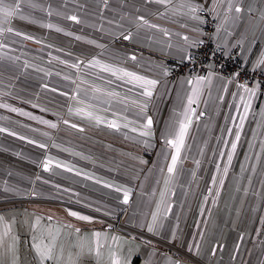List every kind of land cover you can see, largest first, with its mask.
Listing matches in <instances>:
<instances>
[{
	"label": "crops",
	"instance_id": "1",
	"mask_svg": "<svg viewBox=\"0 0 264 264\" xmlns=\"http://www.w3.org/2000/svg\"><path fill=\"white\" fill-rule=\"evenodd\" d=\"M50 1L75 2L74 5L77 6V0H34V2L42 5L45 11H41L39 8L32 9L27 7V4H25L22 11L23 15L28 17V19H20L19 16H17L12 19L11 25H5V27L11 26L14 29V32L4 33L2 38L0 37V43L7 45V47L1 51L7 52L8 54H11V56H18L20 59L15 63L10 61L11 66L9 67V72L4 69L5 66L2 64L4 62L3 59H0V104H9L12 107L22 109L23 111L30 112L31 114L35 108L33 107L34 99L36 102H40V104L37 105L50 104L56 108L57 106L53 105L54 103L51 102L55 99L50 100V98H48L49 95L46 93L53 89H49L50 87L48 86V79L51 75H53L56 79H61V82L63 83V86L55 87V89H57L56 92L52 91L53 95L56 96V101L58 100L61 104L63 119L67 117L79 118V120H81L80 123L83 126L88 124L94 129H97V127H104L103 130L111 131L114 133L113 136L117 137L116 140L114 139L115 141L105 139L103 149L88 147L90 144H103L102 142H98L100 139H94L96 137H75L73 142H71L73 147H66L65 149H67V151L63 148L62 150H64V152H60L56 157H51L53 163L50 169L48 171L43 170V173H38L41 181L51 183L53 181L51 179H55L56 182H54L53 185H50L51 187L46 188L44 192H41L40 195H30L29 198L31 199H24L21 202H24V204H27L29 207L30 205L33 206V204H37V201L47 203L50 201L70 207V210L72 209V211H80L82 213H87L90 216H98L94 218V222L91 224L85 221H79L68 215L66 218H54L52 223L55 225L56 222L59 221L61 224H72L76 227H81L89 236V240L85 243L90 242L92 231H103L107 233L109 237L108 244L111 245V247L102 249L103 255L101 264H111L110 252H117L122 255L128 248L138 250L139 258L135 261V264H145V261H150V264H167L168 258L179 260L181 261V264H190L186 262L187 258H191L190 256L196 257L204 264H264V224H261V219H264V202H261V204L259 203V206H257L255 202H248V200L245 199V203L241 205L239 204L238 208L242 213L245 211V217L240 220V223H233L234 230L232 231L231 236H225L224 233L221 235V230L218 229L217 224H211L212 215H214V204L210 202V199L212 201L213 198L210 196L206 203L204 201V196L207 195V190L210 186H203V184H205L203 183L204 179L207 176L212 178V176L216 174L215 165L217 163H220L222 168L224 164L227 163L226 156L221 159L219 157V152L221 150H224L225 152L229 151L230 144L227 148H225L222 143V139L232 140L235 137V130L230 137L227 135L226 131L224 133L221 131L222 129L226 130L228 127L233 126L230 117L235 115L236 111L234 106L230 108L229 105H234L230 93L235 91V89L229 86V93L224 94L225 98L221 103L216 99L218 95L217 89L220 87V82L214 81L211 89V97L208 95H204L202 97V101H207V104L202 102L198 105H194L197 109V114L200 111H205L206 115L201 117L199 120H195L194 118V123L189 130V136L186 138V147L181 152L180 162H184V160H187L188 162L199 160L201 163L199 168H195V172L196 176H202V180L201 185H189L184 187L180 184L181 180L193 176L192 174H187V171H190L189 168H186L183 165L182 170H180V164H178L177 171L175 173V177H177L178 180L175 179L174 184L171 186V189L174 191L173 201L175 203L172 205L171 209H173L176 215L174 220L175 225H177L178 239L173 240L172 232H169L166 229H160L159 234L148 233L146 228H142L141 225L147 220H150L151 212L156 210V203L161 199L160 192L164 191L163 180L168 175L166 165L170 163V155L173 151L164 145L161 134L173 119L172 114L174 110L177 112L182 111V101L185 93L189 89L187 85L181 86L180 80L189 76V74H181L174 80L168 81L167 89L163 87L164 82H162L161 86H158V92L154 95V98L151 100L147 110V115H150L153 118L154 131L153 136L149 138L150 143L153 145L151 148H145L141 143H138L135 140L126 139L125 134L130 137L136 136L137 139L140 140L145 139L139 137L138 133L131 132L130 128L121 127L119 130L110 129L106 126V124L97 126L84 117H75V115L69 116L68 108H75L79 106L70 99V96L75 95L73 94L75 93L74 90L69 86L70 83V85L73 86L72 81L74 80V77L69 76L70 79L65 80L64 76H66L67 73L62 71V68L57 67L55 69L52 65L53 63L49 64L51 59L48 58L49 54L47 51V45L52 43L50 41L53 40L54 43L52 44L56 43L55 46H58L60 52H62L63 49L60 48L59 43H70L71 41L70 39H64L63 37L62 40H59L58 37L54 35L57 33L56 30L50 31L49 28L44 27L43 25L51 23L64 29V33L66 34L71 32V36L75 34L80 36V33L77 28L78 23L69 21L72 23V25H70L61 21L66 16L70 15L68 13L69 9L59 6L56 3L50 5ZM240 1H243V9L252 8L253 17L250 18L247 16L243 22L237 20L235 25H227L226 27L232 35L226 37V39L230 43H235L238 39H242L244 41L243 49L246 51L242 50L240 47V56L245 66L248 65L252 67V63L257 59L260 52L264 50V33L261 31V29L264 28V21L260 20V13L264 12V0ZM180 2L181 0H173L174 4H178ZM192 2L200 3L201 0H192ZM203 3L211 7V0H203ZM49 6H51L54 10L51 18H49L50 16L48 17L47 14V8ZM164 11L165 9L163 7L158 8V10L155 11L152 17L148 20L150 21L154 18L156 20L154 24L167 29L172 34L170 40L168 37H165L161 32L155 29H150L152 31H144L148 37H146L144 33L138 35L140 38L146 39L144 42L145 46L151 48V53H149V55H145L148 59H143L144 61L141 60V62L145 65L138 73L158 79L159 76L155 74L156 72L152 69V71L149 70V67H152L151 64H156L163 60L180 62L182 55L181 48L184 45L181 37L183 35H195V33L190 31V28L193 27V22L190 19L179 13L173 14L171 12H168L165 16L161 17L159 13ZM56 12L61 13V15H56ZM73 12L74 11H72L71 14ZM150 22L153 23L152 21ZM59 24H63L65 27H62ZM184 24H187L188 27H182ZM15 31L31 35L34 39H23V41H21V38L23 37L15 36ZM46 32H48V35L50 32L51 40L46 41L44 39V34ZM220 38L221 40L225 39L223 30L220 34ZM36 40H39L40 43H36ZM214 42L216 43L215 39ZM159 43L165 45V49L164 52L161 53V57L155 53L158 52L156 51V45ZM168 43H171V48L167 46ZM121 58L123 61L122 63L115 60H110L109 63H117L121 67L136 71L135 66L137 67L139 64V60L133 62L128 60L126 57L122 56ZM25 60H27L30 65H35L36 68L44 69L45 72L37 71L36 68L33 67L25 69L23 67V62ZM245 60L247 62H245ZM53 62L58 63L57 60ZM50 66L53 67L51 71L49 69ZM69 68L70 67H68V69ZM46 72L51 73V75H46ZM57 73H59V75H57ZM19 79H22L24 83H17ZM104 79V85L106 84L109 89L111 86L114 91L120 94L121 98H125L124 93L129 95V98L126 97L128 102L127 106L124 103L113 100L112 107L109 111L99 112L98 114L111 120L114 119L111 114H120L121 111L125 113V115H122L126 116L128 120L135 121L137 124L143 122L142 118L136 115L139 109L136 106H130L132 100H140L142 102V98L137 95L139 89H132L130 85L123 84L122 82L115 80V78H112L113 83L109 85L106 83L107 76ZM65 81H70L67 89H65L64 86ZM35 82H37L39 86H34ZM45 84H47V88L43 87ZM87 89V95H85V90L81 89L83 93L81 91L80 93L85 95V97H78L79 99L86 101L92 96L89 86H87ZM60 93H67L68 95H61ZM44 98L49 100H45ZM94 102L98 103V101L96 102L95 100ZM40 108L43 109V106L41 105ZM261 108H264V93L262 92L258 93L257 97L252 102V107L241 132V140L238 142L237 151L234 154L229 170L233 167L241 169V165L243 164L245 171L241 174V177L248 178V181L250 178L251 183H247V186L253 194L262 193L261 199H264V189L261 187L262 182H264V152L261 151L260 147L261 141H264V117L260 114ZM41 109H39L38 112L42 113L43 111L41 112ZM242 112L243 109L241 108V114ZM226 117L229 118L227 121ZM16 119H20L25 123L28 122L29 126L33 123L31 118L28 116H23L19 112H12L9 108L0 107V128L8 129V132H0V147L2 146L1 148L4 152L3 158L8 161V171L11 170V166L15 167V163L12 162L16 159L15 147L18 144V141L20 144H22V142L27 144L29 143L28 141L31 140V138L27 137L22 140L19 138L20 136L18 137L16 135L14 136L9 134V132L12 131V125H9V123L14 122L13 120ZM237 123H239L238 120ZM62 124L71 128L70 125H65L64 123ZM84 129L83 133H91L88 132L90 129ZM74 130L79 131L78 129ZM22 133L23 135H26L25 130ZM253 133H255V137L253 136ZM218 137H222V139L218 141ZM250 143L253 145L251 149L249 148ZM58 144L63 146L60 142ZM123 144L135 147L137 164L140 153H145V151L151 154V156H162L165 160V169L161 173V177L157 185L149 187L148 191H145L149 193L147 202L141 200V198L137 195H130L129 203L125 205L121 200L123 199L122 192L118 193L115 191V188L105 187V184H112L115 187L127 188L134 186V184L131 186L126 182L128 180V170L127 168L123 169L122 167L124 166V156L119 152L114 151V148H112V145ZM85 148L89 150L91 148L92 150L91 152H85L83 150ZM201 149H203V155L200 154ZM246 155L249 157L248 160H245ZM257 155L260 157L259 160L256 159ZM47 158H49V156H46L43 161ZM57 162H62L63 164L72 167L73 171L68 172L63 167H56ZM213 162L214 165L211 173L209 174V166L210 163ZM253 165L256 168L254 173L251 170ZM76 172H80L81 175H76ZM153 172L154 171L151 173ZM85 174L91 176L92 179L85 178ZM229 175L230 174L228 173L227 177ZM81 177H84L85 180L83 181ZM139 177H141V175H139ZM91 180H94L96 184L91 183L89 187L86 182ZM97 181L100 182L97 183ZM57 185L59 187H56ZM85 189H90L91 192L96 190L102 193L100 195L101 201L96 203L92 202L88 196L81 193L82 191H84V193H89L85 191ZM170 193L167 194L168 202H170ZM222 197L223 191L221 190V194L217 200L222 199ZM237 200L238 198L235 197L234 201ZM246 201L248 203H246ZM3 203L15 205L18 202H15L14 204L13 201H0V215L5 216L7 219H11L13 217L16 219V224L13 225V232L19 236V264H37L34 258V253L30 247L32 243L30 224L25 223L26 220L29 222L33 221L35 216L25 218L11 216L13 210L7 211L9 210L7 208H11L12 205H3ZM201 204L204 205L205 211L203 214L206 213V215L203 216L202 214V218L197 220V210H199ZM232 205L233 204L229 205L231 209ZM88 208H99L101 211L99 215H96L94 211ZM129 210H133L131 216L130 213H125V211ZM22 213L24 214L26 212ZM47 223V219L42 218L41 227L46 226ZM127 228L138 231L139 233L130 232ZM62 231L63 235L61 240L66 243L68 230L63 229ZM0 232H2V227H0ZM200 232L203 233V240L200 241L199 255H197L194 248L192 250L189 249V245H192L194 241L200 240L198 235ZM242 234L243 240H241ZM113 236L120 237L121 239L113 242L111 240V237ZM144 240L151 241V244L142 243ZM213 244H215V247L217 245L220 247L217 248L215 256L212 255L209 257L207 253ZM237 245H239L238 251L236 250ZM0 264H11V257L0 255ZM63 264H70L67 251L65 253ZM77 264H97V259L94 255L89 256L85 254L79 258Z\"/></svg>",
	"mask_w": 264,
	"mask_h": 264
},
{
	"label": "snow or ice",
	"instance_id": "2",
	"mask_svg": "<svg viewBox=\"0 0 264 264\" xmlns=\"http://www.w3.org/2000/svg\"><path fill=\"white\" fill-rule=\"evenodd\" d=\"M146 3H156L162 6L165 11L159 13L161 17L165 16L168 12L173 14L179 13L184 17H187L193 22V27L190 28V31L195 33L194 36L183 35L181 39L184 42L183 47L181 48V62L187 61L190 64H195L196 62V52L193 50H199L202 47L206 46V40L203 38L206 33L203 30V25L207 23L205 15H211L214 21H218L215 25L214 35H209L208 39H215L216 44L215 48L208 53L209 58H214L217 54L222 57H227L231 59L233 57L232 49L241 47L243 49L244 41L242 39L236 40L235 43H230L226 37L231 36L232 33L228 31L227 25H235L236 21L240 19L241 13L243 11V6L240 0H211V7L203 3L201 0L200 3H194L192 0H181L180 3L174 4L173 0H145ZM103 7L108 8V0H102ZM27 4V7L32 9L39 8L41 11H45L42 5L34 2V0H0V36L4 33H13L14 29L11 26L5 27V25H11L12 19L19 16L20 19H28V17L23 15V7ZM53 9L51 6L47 8V14L49 16L53 15ZM139 11V9H137ZM252 8L248 9L249 14L252 13ZM56 15H61V13L56 12ZM68 20L80 23V19L77 15H68L65 17ZM260 20L264 21V12L260 13ZM35 22V21H32ZM133 23L137 29V32L140 29H155L161 32L165 37L171 38V33L165 29L161 28L159 25L151 23L145 16L138 15L133 18ZM49 29L55 28L57 32H63L64 29L53 25L51 23L43 25ZM182 27H188L187 24L182 25ZM224 32L225 39L221 40L220 34ZM264 33V28L261 29ZM15 36H22L24 40H33L34 37L28 34L21 33L20 31H15ZM67 35L71 36L72 33L69 32ZM179 35V34H177ZM121 36L124 40H132L134 33L129 30L126 33H121ZM76 40H81V36H76ZM36 43H40L39 40H36ZM89 44H95V41L89 40ZM171 48V43L167 45ZM7 45L0 43V50H3ZM51 47V45H49ZM97 47L105 48V45L98 44ZM0 59H7L13 63L17 62L20 58L18 56L8 55L7 52L0 51ZM53 60H59L60 64L66 65L72 69H75L79 74L81 69H98L99 72H92L91 75L96 76L97 78L101 77V74H107L106 83L112 84L113 79L122 82L123 84L130 85L132 89H139L137 95L142 98L140 100H132L131 103L135 105L139 111L136 113L138 117L142 118L143 122L136 123L135 121L128 120L126 117L124 123L118 122V119H106L105 116L98 114L99 112H107L112 107V101L117 100L120 103H124L127 106V98H121L120 94L114 90L109 91L97 87L95 84L89 85L91 89L92 96L91 99L98 101L99 104L107 105V107L100 108L97 104L86 103L85 100L79 99L80 96V84L76 80H73V84L76 85L75 95L70 96V99L73 100L78 107H69L68 114L75 115L78 117H84L88 121L94 123L95 125L106 124L110 129L119 130L121 127L130 128V131L133 133H138L139 137L145 139H137L136 136H127L126 139L135 140L138 143H141L145 148L153 147L150 143V139L153 136V118L150 115H147V110L151 100L154 98V95L158 92V86L162 85V80L158 78H151L146 75H141L136 71L129 70L125 67L119 66L117 63H108L103 62L101 59L92 57L85 60L77 59L75 62L69 63L66 60H62L59 57L53 56ZM128 60L133 62L137 61V56L135 54L127 57ZM123 61H121L122 63ZM245 62H247L245 60ZM23 67L25 69L29 67L36 68L35 65H30L27 60L23 62ZM160 77L163 78L164 83L163 87L167 89V78L172 74V69L167 65L160 63L156 65ZM258 69L264 71V50H262L257 57V59L252 63V72H256ZM37 71L45 72L44 69L36 68ZM151 70V66L149 67ZM206 74L204 75H191L180 80L181 86L187 85L188 91L185 93L184 99L182 101V111L173 112V119L166 126V129L161 134L162 141L164 145L172 149L170 155V163L166 165L167 176L164 178V191L160 192V201L156 203V210L151 212L150 220H147L141 225L142 228H146L148 233L159 234L161 228L164 227V219L171 211L172 205L167 200V194L171 192V186L175 182V173L177 171L178 162L181 161V152L186 147V138L189 136V130L192 127L195 120H199L201 117L206 115L205 111H200L197 114V109L193 105H198L200 103L207 104V101H202L204 95L211 97V89L213 87L214 81L220 82V87L217 89L218 95L216 99L221 103L224 101V94L229 93V86L235 89L230 94L234 105H229V107H235L236 114L230 117L232 127H228L226 130L222 129V133L226 131L227 135L230 137L235 130V137L232 140L222 139L218 137V141L222 139V143L225 148L230 144V150L225 152L221 150L219 152V157L223 159L226 156L227 163L224 164L223 168L220 163L215 165L216 174L211 178V185L207 190V195L204 196L205 203L209 200V197H213L211 203L216 204L217 198L221 194V189H223L225 184V177L229 173V166L232 164L234 154L237 151L238 142L241 140V132L244 127L245 120L249 114V111L252 107L253 100L257 97L258 93H261L264 90V79L257 80L255 78H244L241 79L244 68L240 67L235 69L232 72L225 73L224 65L221 64L219 67L214 62L207 64L206 68L203 69ZM192 71H195L193 68ZM46 75H51V73L46 72ZM87 74V73H85ZM59 75V73H57ZM65 80L70 79L69 76H64ZM79 79V77H78ZM80 83H88L86 80H81ZM44 88H47V84L43 85ZM131 90V89H130ZM207 90V91H206ZM51 91L56 92L57 89L53 88ZM61 95H68L67 93H60ZM85 95H87V90H85ZM37 105H33L36 107ZM0 107L9 108L12 112H19L23 116H28L32 120H39L40 123L48 125L50 128L55 129L57 124L52 123L49 120L41 119L37 116H33L30 112L23 111L22 109L12 107L9 104H0ZM241 108L243 112L241 114ZM43 111V109H41ZM260 114L264 117V108H261ZM115 116L116 113H113ZM229 118L226 117V121ZM237 120L239 123H237ZM63 123L69 125L70 121L64 119ZM70 127L73 129H78L83 132L85 129L78 125L77 123H71ZM0 132H8L6 128H0ZM10 135H17L15 132H9ZM44 135H48L44 133ZM255 137V133H253ZM20 139H26L24 136H20ZM29 143H36L33 140H29ZM207 143V142H205ZM40 148L47 147L45 144L41 143L38 145ZM55 146V145H53ZM253 145L250 143L249 148L251 149ZM261 151L264 152V141H261L260 144ZM67 151V149H65ZM200 154L203 155V149L200 150ZM167 159V157H166ZM249 157L246 155L245 160H248ZM256 159L259 160V155L256 156ZM53 161L49 157L46 160L42 161V167L45 171L50 169ZM141 163H146V161L141 160ZM197 168L200 166V161H194ZM56 167H63L66 171L72 172L73 168L63 164L62 162H57ZM252 172L256 171L255 166L251 168ZM163 172V169H161ZM241 174L244 173V165H241ZM76 175H81L80 172H76ZM192 176L196 177V172H192ZM85 178L92 179L91 176L85 174ZM37 180L40 179L39 176L36 177ZM100 181H97L99 183ZM249 183L251 179L249 178ZM56 187H59L58 185ZM105 187L115 188L116 192H122V203L127 205L129 203L130 195L132 192L131 188L127 187H115L112 184H105ZM264 189V182L261 185ZM215 189V191H214ZM239 190V189H238ZM67 191V190H65ZM245 195L248 193V189H245ZM100 211L99 208L96 209ZM205 211L204 205L201 204V214ZM68 216L74 217L79 221H85L88 223H93L94 218L89 215L81 214L77 211L68 210ZM108 214V213H105ZM54 217L49 215L47 216V225L41 227L42 217L35 216L34 220L25 223L30 224L31 229V250L34 253V258L37 264H63L65 253L67 251L68 259L70 264H77L79 258L85 254L92 256L94 255L97 259V264H101L102 260V249L110 248L111 245L108 244L109 237L107 233L103 231H92L91 238L89 243H85L89 240V236L81 227H76L72 224H61L59 221L54 225L52 223ZM16 224L15 217L7 219L5 216L0 215V227H2V232H0V255L11 257V264H19V236L13 232V225ZM261 224H264V219H261ZM110 227V226H109ZM63 229L68 230V235L66 237V243L61 240L63 235ZM200 240L194 241L192 245H189V249L193 248L196 251V254L199 255L200 241L203 240V233H198ZM120 237L113 236L111 240L116 242L120 240ZM172 239H178L177 229L172 230ZM241 240H243V234L241 235ZM103 241V243H102ZM144 244H151V241L144 240ZM70 245V247H69ZM220 247L217 245L212 248V255L215 256L217 248ZM236 250H239V245H237ZM139 258L138 250L128 248L126 252L122 255L117 252H110L111 264H135V261ZM145 264H150V261H145ZM167 264H181V261L168 258Z\"/></svg>",
	"mask_w": 264,
	"mask_h": 264
},
{
	"label": "rangeland",
	"instance_id": "3",
	"mask_svg": "<svg viewBox=\"0 0 264 264\" xmlns=\"http://www.w3.org/2000/svg\"><path fill=\"white\" fill-rule=\"evenodd\" d=\"M54 3H56L59 6L66 8V9H69L70 12L79 11L81 16H79L78 14H77V16L79 17L81 22L78 23L77 24L78 27L77 26L76 27L78 28V31H79L82 39L76 40L75 37L78 36L76 34L73 36H69V35L67 36V34H65L64 31L63 32H57L56 31L57 33L54 35L56 37H58L59 40H62V37L64 39H67V38L70 39L71 43L73 44V48L75 50L70 51L73 55H71L69 52L64 54L63 52H59L58 46H52V44H51V47L47 46V49H48L47 51L49 54L48 58H50L51 61L53 60L52 57L56 56L62 60L68 61L69 63L75 62L77 59L87 61L90 57L91 58L96 57L98 59H101L103 62H105V60L103 58H106V54L108 52H112V51L109 48L108 49L107 48H99V47H97V45L102 44V45H105V47H107L108 44L112 43V44L118 46V45L122 44L121 40L119 39L120 37H122L121 33H126L129 30H131L134 33V37L132 40H127L126 42L123 41L122 47L125 46V48L127 50L139 52L140 54H142V52H143V54H142L143 56H145L146 54L149 55V53H151V50H150L151 48L148 46H145L144 42L146 41V39H142L138 35H140L141 33H144V31H152L153 29L150 30V29L144 28V29H140L137 32L135 24L133 23L134 17L131 16L130 14L124 13V17L122 18V17H119L117 15L118 13L117 14L113 13V12H115L114 9H111L108 7L104 10L102 9L103 14L100 13V14H98V17H95L92 15V13H89L86 10L87 8H85L83 5H79V6L74 5L75 2H67V1L52 2V1H50V5L54 4ZM139 3H142V1H140ZM89 14H90V16H89ZM70 15H76V14L72 13ZM247 16H249L250 18L253 17L252 13L249 14L248 8H245V9H243V11L241 13L239 21L243 22ZM48 17H49V15H48ZM49 18H51V16ZM100 18H102V19H100ZM64 19H66V18H64ZM103 19H105V20H103ZM113 19L116 21V23L110 22ZM69 21H71V20H69ZM150 21H152L153 23L156 22V20L154 18H152V20H150ZM71 22H73V21H71ZM59 25L62 27H65L63 24H59ZM54 30L55 29H50V31H54ZM2 36H0V37L2 38ZM145 36L148 37L146 34H145ZM44 39L46 41L51 40L50 32H49V35H48V32H46L44 34ZM118 39L120 41L116 42V40H118ZM89 40L95 41L96 43L95 44H89L88 43ZM103 41H107V42L105 43ZM83 44H86L87 47H85V45H83ZM156 46H157L156 51H158V52H155V53L157 55H159V57H161V53L164 52L165 45L159 43ZM96 47H97V50L95 52V50H93V48H96ZM101 51L104 52V54H102ZM130 53H133V52H130ZM128 56H130V54ZM64 58H67L69 60L64 59ZM108 58H112V56L108 55ZM53 61H55V60H53ZM57 61H58V63L56 62V64L63 65V64L59 63V60H57ZM107 62L109 63V61H107ZM144 65L145 64L141 62L137 65V67L135 66L136 72H140V70L142 69V67ZM63 66L66 67V65H63ZM52 68L53 67L50 66V68H49L50 71ZM58 68H61V67L59 66ZM67 68H68V66H67ZM70 70H73L75 72V74L71 73L70 71H65V73H67L68 76L74 77V80H76L77 83L80 84V88L83 90H88L87 86L92 85V84H95L97 87H100V88L105 89V90H110V91L113 90V88L111 86L109 89L106 86V84L104 85V82H105L104 78H106L107 74H101V77H103L102 79L91 75L92 72H99L98 69H84V68H82L81 72L79 74L77 73V71L75 69H70ZM62 71H64V70H62ZM85 73H87V74H85ZM78 77H79V79H78ZM81 80H86L88 83H86V84L80 83ZM69 82L65 81V84H64L65 89H67ZM70 84H69L70 88H72L75 92L76 85L73 84V86H71ZM48 86L50 87L49 89H51V88H55V87H61V86H63V83L61 82V79H56L53 75H51L50 78L48 79ZM82 86H86V87H82ZM49 92H51V93H49ZM49 92H46L49 95L48 98H50V100L55 99V100H52L51 102L54 103L53 105H55L57 107L55 108L54 106H51L50 104L49 105L41 104L43 106V112L41 110L42 113H40V112H38V110L41 109L40 108L41 105H37V104H40V102L39 101L36 102L34 99L33 104H36L37 106L32 111V115L37 116V117L44 119V120H49L52 123L57 124V127L55 129H53V128H50L48 125L40 123L39 120H32L31 119L34 124L41 125L42 127H44V128H41V130L44 129V132L47 133L49 137L58 136L59 138H61V139L64 138L65 141H70V142H73L75 137L76 138H78V137H92V138L96 137L94 139H100V141H98V142H102L103 144H95V145L90 144V145H88V147H94L95 149L96 148L97 149H103L105 139L111 140V141L116 140L117 136H113V134H114L113 132L108 131V130L107 131L103 130L104 127H102V128L97 127V129H94V128L90 127L88 124L83 126L80 123L81 120H79V118H68L67 117L64 119H68L71 123H77L78 125L86 128L87 130L90 129V131H88V132H91V133L79 132L77 130H74L72 128L64 126L62 124V121L64 119L62 118L63 113H62V109H61V104L58 102V100L56 101V96L53 95L52 91L49 90ZM81 92H82V90H81ZM70 95H71V93H70ZM52 96H53V98H52ZM124 96L129 98V95H127L125 93H124ZM82 97H85V95H82L80 93L79 98H82ZM44 99L49 100L46 98H44ZM36 100H39V99H36ZM85 102L97 104V106L100 108L107 107L103 104H99V102L95 103L94 100L91 99V97H89L88 100H86ZM58 106H60V107H58ZM130 106H135V105L130 103ZM46 110H47V112H46ZM122 114L125 115L124 112L120 111V114H116L115 116L113 114H111V116L114 119L119 118L118 122L123 124L124 123L123 118H125L126 116H123ZM69 116H71V115H69ZM172 117H173V114H172ZM46 127L48 128V130L45 129ZM49 130H53V131L49 132ZM111 138H113V139H111ZM112 148H114L113 149L114 151L119 152L121 155L124 156V160H125L124 162H128L127 164L132 162L137 157V155H134L136 153V150H135V147H133V146H128V145L126 146L124 144L123 145H112ZM83 150L85 152H91L92 149L90 148V150H89V149L85 148ZM59 151L64 152V150H59ZM145 153H146V151H145ZM140 154H143V153H140ZM138 159H143V157L141 158V156L139 155ZM140 162H141V160H140ZM178 164H180V170H182L183 165L186 168H189L190 171H187V174H189V175H191L192 172L195 171V168H196L194 161L188 162L187 160H184V162H178ZM229 174L230 175L228 177H225V184H224L223 189H221L223 191V197H222V199L217 200L216 204H214V206H213L214 215H212V223H211V224H213V223L217 224L218 229L221 230V233H222L221 235H223V233H224L225 236H227V235L231 236L232 231L234 230L233 223H238V222L240 223V220H242L245 217V215H244L245 211L242 213L241 210L238 208L239 204L241 205V204L245 203V201H244L245 199L248 200V202L249 201L252 203L255 202L257 206H259V203L261 204V202H264V199H261L262 193L253 194L251 192V190L247 186V183L249 184V181L247 180L248 178L241 177L240 169L233 167V168H231V170H229ZM81 178L83 181L85 180L84 177H81ZM201 178H202V176H196V178L187 177L185 179H182L180 184L183 185L184 187H187L189 185L198 186V185H201V180H202ZM175 179L178 180L177 177H175ZM87 182H86V184L89 187H90L91 183L96 184V182L94 180L87 181ZM139 182H140V178H139L137 183L134 182V186L131 187V189H132L131 195L132 196L137 195L141 198V200H144L145 202H147V199L149 197V193L145 192V191L146 190L148 191V189L145 186L139 184ZM209 185L212 186L211 181H210ZM89 187H87V188H89ZM90 189L89 190L85 189V191H87L89 193H84V191H82L81 193L88 196L89 199L94 203L101 201L100 195L102 193H100L96 190L94 192H91ZM245 189H248L247 195H245V191H244ZM214 191H215V189H214ZM37 192L40 193L39 191H37ZM249 192H251V193H249ZM173 193H174V191L171 190L170 196H172ZM29 197L30 196H28L24 199H31ZM235 197L238 198L237 201H234ZM211 198H213V197H211ZM210 202H211V199H210ZM248 202L246 201V203H248ZM169 203H171V205L175 204L173 200H171ZM230 204H233L232 209L229 206ZM3 205H12V204L3 203ZM235 205H237V206H235ZM200 207H201V205H200ZM200 207H199V210H197V216H196L197 220H200L202 218ZM7 209H9L7 211L13 210L11 216H18V218H21V217L25 218V217H29V216H32V217L40 216L43 219H47V216L51 215L56 219V218H66L68 215L67 211L70 210V207H67V206L62 205V204L50 202V201L48 203L42 202V201H37V204H33V206L30 205L28 207L27 204L26 205L25 204H21V205L15 204V205H12L11 208H7ZM88 209H91L92 211H94V213L96 215H99V213H100V211H97L95 208L94 209L88 208ZM22 212H26L28 214H26V213L23 214ZM78 212H80V211H78ZM127 212L133 213V210L125 211L126 214H127ZM80 213H82V212H80ZM82 214L89 215V214L84 213V212ZM205 215H206V213L203 214V216H205ZM92 216L93 215H91V217ZM96 217H98V216H93V218H96ZM175 217H176V215H175L173 209H171V211L165 217L164 227L161 229L162 230L166 229L169 232H172L173 229H177V225H175V220H174ZM127 232L130 233L129 231H127ZM213 247H215V244H213L210 247V249L207 253V255L209 257L212 256V248ZM190 257L191 258L186 259V262H188L190 264H204L202 261H200L196 257H193V256H190Z\"/></svg>",
	"mask_w": 264,
	"mask_h": 264
},
{
	"label": "trees",
	"instance_id": "4",
	"mask_svg": "<svg viewBox=\"0 0 264 264\" xmlns=\"http://www.w3.org/2000/svg\"><path fill=\"white\" fill-rule=\"evenodd\" d=\"M140 1H142V3H139ZM241 2V1H240ZM243 2V1H242ZM241 2V3H242ZM77 6L79 5H83L85 8H87L86 10L89 13H92L93 16L98 17V14L102 13L105 8L103 7V3L102 0H77ZM243 4V3H242ZM243 6V5H242ZM108 7L111 9H114L115 12H113L114 14H117L119 17H124V13L125 14H130L131 16L135 17L138 15H143L145 16L147 19H150L152 17V15L154 14L155 11L158 10V8L162 7L156 3H146L145 0H108ZM78 8V7H77ZM79 9V8H78ZM137 9H139V11H137ZM94 11V12H93ZM69 14H71L70 11H68ZM74 14H78L79 16H81V14L79 13V11H74ZM88 14V13H87ZM101 14V15H102ZM66 15V14H65ZM116 15V16H117ZM90 16V14H89ZM35 17V16H34ZM102 19V18H100ZM105 20V19H103ZM37 21V20H36ZM62 22L66 23V24H70L72 25L71 22H69L68 19H63L61 20ZM110 22H115L116 21L113 19ZM76 25V24H75ZM66 34V33H65ZM23 41V38H21ZM122 41V37L119 38ZM116 40V42H119L120 40ZM52 43V41H50ZM103 42H107V41H103ZM115 42V41H114ZM113 42V43H114ZM52 43H49V45H51ZM47 45V46H49ZM55 44H52V46H55ZM85 47H87L86 44ZM59 46L61 49H63V53H67L69 52L71 55H73L70 51L71 50H75L73 48V44L70 43H59ZM59 48V47H58ZM105 48H109L111 49L112 52H108L106 54V58H103L105 61H110V60H115V61H119L121 63L122 61V56L126 57L127 56L125 54H123L121 51H119V46L114 45L112 43L108 44L107 47ZM93 50H97L96 48H93ZM60 52V50H59ZM102 54H104V52L101 51ZM11 55V54H8ZM109 56H112V58H108ZM90 56V55H89ZM67 59V58H64ZM144 59H148L147 56H145ZM69 60V59H67ZM3 65L5 66L4 69L6 71H10V61L7 59H3ZM144 61V60H143ZM167 60H163V61H159L156 64H151L152 67L151 69L154 70V72H156L155 74L159 76V79L162 80V82H164L163 78L160 77L158 69L156 68V65L160 64V63H164ZM168 61H173V60H168ZM50 62V61H49ZM174 62V61H173ZM176 62V61H175ZM53 63V64H52ZM50 64H52L54 66V68L56 67H61L62 70L64 71H70L71 73L75 74V72L73 70H68L67 66H61L56 64L55 62L51 61ZM247 68H252L248 65H246ZM151 70V71H152ZM68 75V74H67ZM179 76V75H178ZM102 79V78H101ZM171 81L169 79H167V82ZM17 83H24L22 79H19V81ZM34 86H39V84L37 82L34 83ZM14 122H10L9 125H12V131L11 132H15L17 133L16 136H21L23 135L22 132H24L26 135H23L27 138H31V140L35 141L36 143H27L24 144L22 142V144L19 143L16 145V149H15V161L12 163H15V167L11 166V170L8 171V161L5 160L3 158L4 152L3 149L0 147V201H13V203L18 202L16 204H24V202H21L24 200V198L30 196V195H37L41 192H44L46 190V188L51 187L50 185H53L54 182H56L55 179H51L53 180L51 183H45L43 181H41L40 179L37 180L36 177L38 176V173H43L42 170V161L46 156L49 157H56L60 151L62 150V148H71L73 147L72 143L70 141H65L64 138H59L58 136H52L49 137L48 135H44V129L41 130L42 127L41 125H36L34 123H31V126H29L28 122L25 123L24 121L20 120V119H16L13 120ZM63 123V121H62ZM46 130H48V128H45ZM52 132L53 130H49V132ZM19 139V138H17ZM20 140V139H19ZM62 143L64 146H60L58 143ZM45 144L47 147L45 148H40L38 145L39 144ZM55 145V146H53ZM136 155V153L134 154ZM141 158L143 157V159H139L138 164H137V160L134 159L132 162H130L129 164H127L128 162H123L124 166L123 169L127 168L128 170V180L126 181L129 185H133L134 182L137 183V179L139 180L140 178V182L139 184L145 186L147 189L149 187H152L154 185H157L158 181L160 180L161 177V169H165V160L162 156H154L149 153H143L140 154ZM140 160L146 161V163H141ZM125 161V160H124ZM11 163V164H12ZM214 162L210 163L209 166V174L212 171ZM152 171H154L153 173H151ZM139 175H141V177H139ZM125 179V178H124ZM211 181V177L207 176L203 183L204 187L209 186V183ZM173 190V189H171ZM37 191H39L40 193H38ZM171 194V193H170ZM151 195V192H150ZM174 196H170V201L173 200ZM101 211V210H100ZM132 212L130 213L131 216ZM129 216V217H130Z\"/></svg>",
	"mask_w": 264,
	"mask_h": 264
},
{
	"label": "built area",
	"instance_id": "5",
	"mask_svg": "<svg viewBox=\"0 0 264 264\" xmlns=\"http://www.w3.org/2000/svg\"><path fill=\"white\" fill-rule=\"evenodd\" d=\"M205 19L207 23H205L202 27L206 35L203 37L206 40V46L202 47L199 50H193L196 52V62L195 64H190L187 61L185 62H173V61H165L163 64L170 67L173 71L172 74L167 78L169 80H174L178 75L181 74H189L191 72V75H197V74H206V72L203 70L206 68L207 64L210 62H214L219 65H224V71L225 73L232 72L237 68H244L245 71L242 73L241 79L244 78H255L257 80L264 79V71L258 69L256 72H252V68H247L240 56V47H237L235 49H232L233 57L231 59L227 57H222L221 55L217 54L214 58H209L208 53H210L215 48V42L214 39H208L209 35H214V29L217 21H214L212 19L211 15H205ZM195 69V71H192V69ZM262 93H264V90H262ZM127 230H130V232L139 233L138 231H135L133 229L127 228Z\"/></svg>",
	"mask_w": 264,
	"mask_h": 264
},
{
	"label": "flooded vegetation",
	"instance_id": "6",
	"mask_svg": "<svg viewBox=\"0 0 264 264\" xmlns=\"http://www.w3.org/2000/svg\"><path fill=\"white\" fill-rule=\"evenodd\" d=\"M122 41H127V40H124V39H122ZM122 45H123V42H122V44H120V45H118L119 46V51H121L123 54H125L127 57H129L128 55L130 54V56L131 55H133V54H135L136 56H137V61H138V63H141V60L143 61V59H144V56L142 55L143 54V52H142V54H140L139 52H135V51H131V50H127L126 48H125V46L124 47H122ZM130 52H133V53H130ZM73 94H75V93H73Z\"/></svg>",
	"mask_w": 264,
	"mask_h": 264
},
{
	"label": "water",
	"instance_id": "7",
	"mask_svg": "<svg viewBox=\"0 0 264 264\" xmlns=\"http://www.w3.org/2000/svg\"><path fill=\"white\" fill-rule=\"evenodd\" d=\"M193 107H195V106L193 105ZM70 124H71V122H70ZM70 124H69V125H70ZM50 167H51V166H50ZM42 170H44L43 167H42Z\"/></svg>",
	"mask_w": 264,
	"mask_h": 264
}]
</instances>
